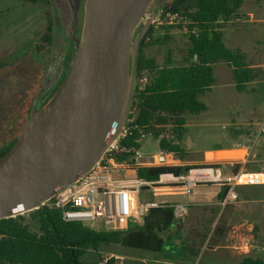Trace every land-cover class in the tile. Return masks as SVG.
Here are the masks:
<instances>
[{
  "label": "rangeland",
  "instance_id": "obj_1",
  "mask_svg": "<svg viewBox=\"0 0 264 264\" xmlns=\"http://www.w3.org/2000/svg\"><path fill=\"white\" fill-rule=\"evenodd\" d=\"M63 1L41 0L31 3L28 0H0V62L3 65L0 80L5 83L12 75H16L19 82L16 93L2 88L0 118L21 108L27 98L25 89L29 88L33 80L36 81L33 88L35 94L43 77L44 66H47L48 53L38 54L33 48L50 21L53 26L51 35L54 52V43H58L55 13L65 12ZM167 1L157 0L156 6ZM237 13L236 19L220 25L222 42L232 51L239 50L246 64L259 70L260 76L247 84L245 92L238 93L229 66L224 63L214 65L215 83L209 91L198 97V101L206 106V111L198 115L184 114L185 123L179 142L182 153L174 158L183 164H202L206 162L203 158L206 151L244 147L249 152L252 150L243 170L264 172V134H260L261 127H264V0H244ZM143 23L144 20L140 26ZM152 26H155L151 39L153 42L165 36L168 39L147 46L144 49L146 57L154 58L158 65H162L170 55L174 65L181 64L190 45L188 34L164 23L159 25L155 22ZM174 129L173 125L167 126L162 136L174 140ZM158 152V141L152 136L141 142L142 161L149 160L151 155ZM243 154L224 152L215 154V158H237ZM206 156L211 161L212 154ZM227 163L221 161L218 164L224 175L231 172L232 167ZM221 189L208 184L195 188L192 195L157 197L153 200L174 203V206L192 205L200 199L216 198ZM237 194V205L225 207L224 212L222 210L223 217L219 224L225 228L224 237L212 236L218 218L200 249L195 246L199 242L196 234L204 231L207 220H214V215L206 216L196 229L191 227V220H188L181 230H177L175 219V224L161 236L164 244L159 252L108 245L88 251L80 261L84 264H104L109 260H113V264H238L242 258L250 256L264 262V187H241L237 189ZM141 199H147L144 193H141ZM24 217L31 230L37 232V224L30 220L28 214ZM101 229V225L95 222V230ZM211 236L218 242L213 249L209 248L208 242Z\"/></svg>",
  "mask_w": 264,
  "mask_h": 264
},
{
  "label": "trees",
  "instance_id": "obj_2",
  "mask_svg": "<svg viewBox=\"0 0 264 264\" xmlns=\"http://www.w3.org/2000/svg\"><path fill=\"white\" fill-rule=\"evenodd\" d=\"M28 1L36 3L41 0ZM243 2L244 0L167 1L160 10L159 18L162 19L167 14L177 15L179 21L170 27L185 31L190 43L185 57L177 66L170 55L162 65H158L154 58H147L144 54V49L150 44H159L168 39L165 36L153 42L151 39L155 26H151L141 40L129 112L133 113L134 125L145 128L158 141L159 151L174 155L182 153L179 142L185 123L183 116L186 113L198 115L206 111V106L198 101V97L214 85V65L224 63L231 68L234 88L238 93L245 92L247 84L259 78L260 71L248 66L239 50L232 51L222 42L220 25L236 19ZM51 31V23L48 22L40 37L43 45L37 47L38 52H43L50 45ZM142 78L146 79L143 87L139 83ZM169 125L175 126L174 140L162 136ZM23 129L21 126L18 138L4 143L0 148V159L14 147ZM136 140L137 132H133L131 137L122 139L119 144L122 148L138 150L140 144ZM128 158V154H122L118 160ZM240 168L239 164H235L231 172L236 173ZM190 169L192 167L140 168L136 171V176L140 180L154 182L164 172L180 175ZM226 190L227 188H222L217 194L220 202ZM27 214L37 224V232L31 230L25 214L0 220V264H84L80 259L88 251L108 245L159 252L164 244L162 234L175 224L174 209L169 204L149 210L142 226H131L124 232H106L103 229H91L78 222H65L59 210L48 206ZM220 220L221 218L214 227L212 236L223 238L225 228L219 224ZM212 225V220L207 222L204 231L197 234L199 242L195 246L199 249L207 239ZM212 236L208 242L214 248L218 242ZM104 264H113V260ZM238 264L264 262L259 258L246 256Z\"/></svg>",
  "mask_w": 264,
  "mask_h": 264
},
{
  "label": "water",
  "instance_id": "obj_3",
  "mask_svg": "<svg viewBox=\"0 0 264 264\" xmlns=\"http://www.w3.org/2000/svg\"><path fill=\"white\" fill-rule=\"evenodd\" d=\"M154 1L85 0L67 76L38 107L50 87L45 78L17 143L0 159V220L41 208L118 140L134 94L139 44L157 20L156 11L144 19Z\"/></svg>",
  "mask_w": 264,
  "mask_h": 264
},
{
  "label": "built area",
  "instance_id": "obj_4",
  "mask_svg": "<svg viewBox=\"0 0 264 264\" xmlns=\"http://www.w3.org/2000/svg\"><path fill=\"white\" fill-rule=\"evenodd\" d=\"M164 20H156L162 25H175L179 18L177 15L167 14ZM195 60V59H194ZM140 86L146 84V79L140 80ZM137 132V144L150 137L151 134L134 125L133 113L129 112L121 129L120 136L106 151L103 158L86 175L75 184L57 190L53 198L46 201L42 207L59 210L65 222L82 223L95 229L98 222L106 232H124L131 226H142L144 217L151 209L166 204L157 202L153 198L165 196L191 195L199 186L208 184L227 188L220 205L225 208L236 203L237 189L241 187H264V172H247L240 169L236 173L224 175L219 167L221 161H227L229 167L235 162L244 160L247 163L251 153L244 147H238L235 152H244L242 157L232 159H214L209 163L190 169L187 173L174 175L164 172L154 182L140 180L136 171L140 168H175L177 162L171 153L159 151L151 155L149 160L142 161L144 156L140 149L122 148L119 142L131 137ZM264 134V127L260 129ZM122 154H128V159L118 160ZM144 193L147 199H141ZM174 218L182 219L186 215V208L172 205Z\"/></svg>",
  "mask_w": 264,
  "mask_h": 264
},
{
  "label": "flooded vegetation",
  "instance_id": "obj_5",
  "mask_svg": "<svg viewBox=\"0 0 264 264\" xmlns=\"http://www.w3.org/2000/svg\"><path fill=\"white\" fill-rule=\"evenodd\" d=\"M46 1V0H45ZM49 2V0H47ZM63 1V0H62ZM156 1L151 5L148 10L149 15L153 12H157V17L160 15V10L162 6L166 3L163 2L159 6H156ZM65 12L56 11L58 20V30L56 31V36L58 37V43L55 44V50L53 51V36L50 45L43 52H38L37 47L42 46V40L38 39L37 44L34 46L33 50L38 54H47L48 61L47 66L43 69V77L40 80V84L37 87L35 94L33 93V88L36 85V81L33 80L32 84L28 89H25V94L27 98L24 100L21 108L16 110L15 113L5 116L3 119L0 118V148L3 147L4 143L11 142L12 140L18 138V132L20 127L22 129L29 117L32 106L34 105L37 94L39 93L45 78H48L50 82L49 89L41 96L37 106H41L49 97H51L57 89L60 87L65 77L68 74L69 67L76 51L77 42L80 39L83 20H84V7L85 0H64ZM56 10V9H55ZM50 22V21H49ZM51 23V22H50ZM53 26L51 25V29ZM53 30V29H52ZM52 33V31H51ZM56 37V40H57ZM3 65L0 62V74L3 71ZM2 88L10 90V92H17L19 88V82L16 75H12L11 78L3 82L0 80V92ZM32 93V94H31ZM1 97V96H0Z\"/></svg>",
  "mask_w": 264,
  "mask_h": 264
},
{
  "label": "crops",
  "instance_id": "obj_6",
  "mask_svg": "<svg viewBox=\"0 0 264 264\" xmlns=\"http://www.w3.org/2000/svg\"><path fill=\"white\" fill-rule=\"evenodd\" d=\"M229 69H230V73H231V68L229 67ZM236 149L237 148H235V149L231 148V149H219V150H213V151H206L204 153V157H203L205 159V161H206L204 163L205 164L209 163V161L207 160V156H206L207 154L211 153L212 154V159L211 160H213V158L215 157V154H217V153L235 152L234 150H236ZM176 162H177V166L178 167H192V168H195V167H200V166L205 165L204 163L201 164L199 162L198 163L194 162V163H185V164H183L178 159L176 160ZM235 164H239L241 166L240 169H243L244 166H245L244 160L237 161V162H235ZM214 186H216V185H214ZM216 187L219 188V190H220L219 186H216ZM192 194H193V192H192ZM177 196H180V195H177ZM177 196H171V198L177 197ZM163 203L169 204L171 206L174 205V203H167V202H163ZM220 203L221 202L217 199V196H216V198H209L207 200H201L200 199V200L196 201V203H193L192 205H188V204L177 205V206H182V207L186 208V215L182 219L177 220V222H176L177 226L179 225V221H181L182 227H184V222H186L188 220H191V227L196 229L195 227L197 226V224H200L201 221H205L206 216H208V215L209 216L210 215H214L215 216V217L213 216L214 220H212L213 221V225H214V222H215L216 219H218V218L222 219V217H223V212H224L225 208H223L220 205ZM234 205H237V204L234 203L232 205H229L228 207L232 208ZM222 210H223V212H222ZM198 216H200L199 219H198ZM224 219L226 220V218H224ZM207 221L209 222L210 220H207ZM213 225H212V227H213ZM209 248L213 249L212 247H209Z\"/></svg>",
  "mask_w": 264,
  "mask_h": 264
},
{
  "label": "bare ground",
  "instance_id": "obj_7",
  "mask_svg": "<svg viewBox=\"0 0 264 264\" xmlns=\"http://www.w3.org/2000/svg\"><path fill=\"white\" fill-rule=\"evenodd\" d=\"M243 153H244V152H243ZM243 155H244V154H243ZM243 155H242V156H243ZM242 156H238V157H242ZM238 157H237V158H238ZM214 159H216V158L214 157L213 160H214ZM226 159H232V158H226Z\"/></svg>",
  "mask_w": 264,
  "mask_h": 264
}]
</instances>
